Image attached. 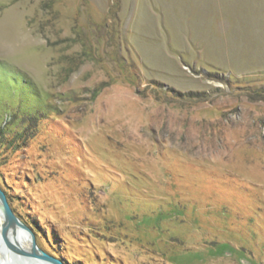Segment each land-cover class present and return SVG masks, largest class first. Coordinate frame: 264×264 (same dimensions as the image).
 Listing matches in <instances>:
<instances>
[{
	"label": "rangeland",
	"instance_id": "374dc122",
	"mask_svg": "<svg viewBox=\"0 0 264 264\" xmlns=\"http://www.w3.org/2000/svg\"><path fill=\"white\" fill-rule=\"evenodd\" d=\"M0 67L7 139L32 125L0 188L45 253L264 264V0H0Z\"/></svg>",
	"mask_w": 264,
	"mask_h": 264
},
{
	"label": "water",
	"instance_id": "95a60500",
	"mask_svg": "<svg viewBox=\"0 0 264 264\" xmlns=\"http://www.w3.org/2000/svg\"><path fill=\"white\" fill-rule=\"evenodd\" d=\"M0 213L3 222L0 228V240L4 251H7L13 258L27 259L31 264H64L60 260L45 253L36 242L35 235L12 211L4 191L0 188ZM9 234L17 239V234L25 236L27 251L17 247L10 241ZM18 235V236H19ZM34 261H37L35 263Z\"/></svg>",
	"mask_w": 264,
	"mask_h": 264
},
{
	"label": "trees",
	"instance_id": "16d2710c",
	"mask_svg": "<svg viewBox=\"0 0 264 264\" xmlns=\"http://www.w3.org/2000/svg\"><path fill=\"white\" fill-rule=\"evenodd\" d=\"M10 83H13L17 86V88H14L13 91L15 94H18L19 96H23V91H25L24 89H27L28 85L26 84L25 81L18 79L17 77L14 76H9L7 75V72L4 71L3 68L0 67V92L3 93H9V89L7 87L10 88ZM1 101V100H0ZM1 103V102H0ZM22 108H19L15 113H14V118L16 120L17 123H20V120L24 121V123H20L23 125H27V123H31L33 121H35L37 115H29L28 111H32V109L27 108L25 106H21ZM1 108V107H0ZM25 109V110H24ZM11 113V112H10ZM27 114V115H25ZM11 117V116H8ZM32 126V125H31ZM31 126L28 127H20V129L16 130L14 133H12V137L7 139V135H10V130H9V124H3L2 122V115L0 112V145L7 147L9 144L13 145V144H18L19 145V140L20 139H24L23 137L26 136V131L27 129L29 130L31 128ZM17 145V146H18ZM2 190L4 191L7 201L12 209V211L14 212V214L17 216V218H19L29 229H31V231L33 232V234L35 235L36 241H37V237L38 234L36 232V230L33 228L32 224H29L28 222H26L23 217H21L14 209L12 200L9 196V194L2 188Z\"/></svg>",
	"mask_w": 264,
	"mask_h": 264
},
{
	"label": "bare ground",
	"instance_id": "6f19581e",
	"mask_svg": "<svg viewBox=\"0 0 264 264\" xmlns=\"http://www.w3.org/2000/svg\"><path fill=\"white\" fill-rule=\"evenodd\" d=\"M2 222H3V218H2V215L0 213V228H1V225H2ZM19 234H17V239L15 240L13 235L12 234H9V238H10V241L15 244L17 247H19L20 249L24 250V251H27L28 248H27V244H26V241H25V236H18ZM3 248L0 247V250L2 251ZM35 263H37V261H34ZM10 264V263H9ZM38 264V263H37Z\"/></svg>",
	"mask_w": 264,
	"mask_h": 264
}]
</instances>
